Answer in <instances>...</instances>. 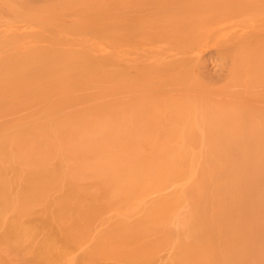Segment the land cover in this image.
<instances>
[{
  "label": "bare ground",
  "instance_id": "obj_1",
  "mask_svg": "<svg viewBox=\"0 0 264 264\" xmlns=\"http://www.w3.org/2000/svg\"><path fill=\"white\" fill-rule=\"evenodd\" d=\"M0 264H264V0H0Z\"/></svg>",
  "mask_w": 264,
  "mask_h": 264
}]
</instances>
